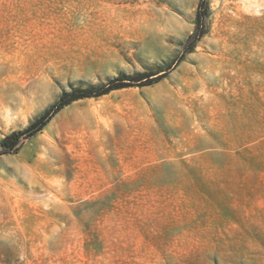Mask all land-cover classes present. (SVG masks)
Instances as JSON below:
<instances>
[{
    "label": "rangeland",
    "instance_id": "obj_1",
    "mask_svg": "<svg viewBox=\"0 0 264 264\" xmlns=\"http://www.w3.org/2000/svg\"><path fill=\"white\" fill-rule=\"evenodd\" d=\"M98 40L115 61L97 80ZM142 73L113 93L119 121L147 125L141 164L67 167L84 121L0 153V264H264V0H0V141Z\"/></svg>",
    "mask_w": 264,
    "mask_h": 264
},
{
    "label": "crops",
    "instance_id": "obj_2",
    "mask_svg": "<svg viewBox=\"0 0 264 264\" xmlns=\"http://www.w3.org/2000/svg\"><path fill=\"white\" fill-rule=\"evenodd\" d=\"M97 62L95 66V78L110 77L109 73L98 75L100 72L109 71L110 63H114L115 52L110 50V42L98 40ZM113 90L108 94L97 98H86L74 101L65 106L47 123L44 129H50L51 137L61 144L64 138L65 127L73 130L76 121H84L90 124L89 131L81 138L68 137L65 143L67 167L73 170H109L123 168L128 164L138 165L147 159L148 138L147 125L139 123L124 125L117 119L116 109L118 103L127 99L123 95L113 94L122 90ZM93 100V102H81ZM69 109V110H66ZM75 111H81L75 113ZM55 136H57L55 138ZM129 162V163H128Z\"/></svg>",
    "mask_w": 264,
    "mask_h": 264
},
{
    "label": "trees",
    "instance_id": "obj_3",
    "mask_svg": "<svg viewBox=\"0 0 264 264\" xmlns=\"http://www.w3.org/2000/svg\"><path fill=\"white\" fill-rule=\"evenodd\" d=\"M197 23H200V17L197 18ZM154 74L142 73L134 76H123L110 79L107 83L97 87L73 89L69 93H63L57 103L44 112L38 119L28 125L26 128L14 131L5 136L0 141L1 154H9L17 152L24 140L35 136L41 131L52 117L57 114L65 106L74 101L86 98H97L102 95L108 94L113 90H120L133 86H146L153 83L152 77ZM148 78L146 82H141L143 79Z\"/></svg>",
    "mask_w": 264,
    "mask_h": 264
},
{
    "label": "bare ground",
    "instance_id": "obj_4",
    "mask_svg": "<svg viewBox=\"0 0 264 264\" xmlns=\"http://www.w3.org/2000/svg\"><path fill=\"white\" fill-rule=\"evenodd\" d=\"M241 1H245V0H241ZM257 9H259V8H257ZM15 110H16L15 106H11L8 103H1L0 102V124L9 123L11 120H13L15 118V115H16ZM30 119H32V117L25 118L20 125L22 127H24L25 125H27L29 123ZM26 149H27V147L24 146L20 151L21 154H23Z\"/></svg>",
    "mask_w": 264,
    "mask_h": 264
}]
</instances>
